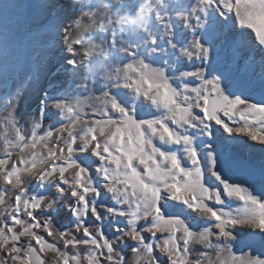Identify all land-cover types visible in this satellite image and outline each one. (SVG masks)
<instances>
[{
	"label": "snow or ice",
	"instance_id": "snow-or-ice-1",
	"mask_svg": "<svg viewBox=\"0 0 264 264\" xmlns=\"http://www.w3.org/2000/svg\"><path fill=\"white\" fill-rule=\"evenodd\" d=\"M17 24L70 84L28 128L0 78V264H264V162L236 175L219 143L264 149V0H33Z\"/></svg>",
	"mask_w": 264,
	"mask_h": 264
},
{
	"label": "bare ground",
	"instance_id": "bare-ground-1",
	"mask_svg": "<svg viewBox=\"0 0 264 264\" xmlns=\"http://www.w3.org/2000/svg\"><path fill=\"white\" fill-rule=\"evenodd\" d=\"M11 4L21 5L19 8H10L13 10L14 17L16 21L23 18V15L27 12V0H8ZM33 0H29V3ZM9 9V10H10ZM42 17H37L30 22L31 26H35L40 22ZM26 29L18 24L9 32V37L4 38L3 34L0 33V78L7 73L9 78V86L11 88H16L19 82L18 74L25 69L24 62L26 61V56L30 55L32 51L35 50V44L27 38L24 33ZM237 39H242L244 44V50H248V46L251 41L246 37ZM35 54V53H34ZM62 53L57 50H50L43 61H35L30 64L31 71L26 76L29 79V83L32 88L31 93L25 96L24 101L21 105V115L23 116L22 123L26 127H31V122L29 118L30 113H34L37 110L38 98L43 94L45 90H50L53 86L56 87H67L70 84L67 76L63 73L57 75V68L60 61ZM24 64L21 68L20 66ZM4 89L0 88V115H5L4 111ZM258 89L254 92H249L252 99H259ZM235 123L238 125L242 123L239 118H235ZM221 142L227 143L230 146L228 151V156L230 159H241L242 161L249 162L257 167L264 162V149H261L259 145H254L252 142H245L244 139H239L228 141L226 137H222ZM220 143V147L222 143ZM227 148V147H226ZM226 154V153H224ZM234 154V155H232ZM229 159V160H230ZM227 161V160H226ZM258 164H256L255 163ZM257 188L259 185L257 184Z\"/></svg>",
	"mask_w": 264,
	"mask_h": 264
},
{
	"label": "rangeland",
	"instance_id": "rangeland-1",
	"mask_svg": "<svg viewBox=\"0 0 264 264\" xmlns=\"http://www.w3.org/2000/svg\"><path fill=\"white\" fill-rule=\"evenodd\" d=\"M16 25H17V21H16V19L14 17L13 10L10 9V10L7 11L6 14H0V33L3 34V37L4 38L9 37V34H10L9 32ZM34 53H35V50L32 51L30 55L26 56V59L25 60L30 59L34 55ZM30 71H31L30 64H25V69L22 70L18 74L19 82L17 84V87H23L25 89V96H27V97L31 93L32 89L34 90V88H32L31 85H30V83H29V79L26 78V76L30 73ZM4 116L5 115H0V140L3 139V137H4V135H5L6 131H7L6 126H5ZM219 142H221V141H219ZM221 143H222V146L220 148H221V150L224 153H226L225 154V159L226 160H229L230 159V156H228V151L230 150L229 149L230 148L229 147L230 145L227 144V143H224V142H221ZM232 155H234V154H232ZM255 163H256V161H255ZM226 167H227V165H226ZM83 254L84 253H82V255ZM47 255H48L49 260H51L53 258V254L52 253H48Z\"/></svg>",
	"mask_w": 264,
	"mask_h": 264
},
{
	"label": "water",
	"instance_id": "water-1",
	"mask_svg": "<svg viewBox=\"0 0 264 264\" xmlns=\"http://www.w3.org/2000/svg\"><path fill=\"white\" fill-rule=\"evenodd\" d=\"M233 162H236V164H239V165H248V166H253V167H257L256 165H253L249 162H246V161H242L241 159H230V160H227L226 162V165L227 167H230L232 168L233 172L236 173V175H239L240 174V170L238 167H236Z\"/></svg>",
	"mask_w": 264,
	"mask_h": 264
}]
</instances>
